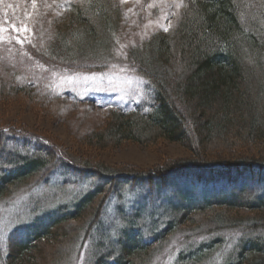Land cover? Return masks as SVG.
Instances as JSON below:
<instances>
[{
    "label": "trees",
    "instance_id": "1",
    "mask_svg": "<svg viewBox=\"0 0 264 264\" xmlns=\"http://www.w3.org/2000/svg\"><path fill=\"white\" fill-rule=\"evenodd\" d=\"M122 23L117 0H73L53 22L38 61L67 73L103 69ZM127 60L152 87V105L110 110L87 144L101 149L168 141L190 154L151 171L115 172L78 161L45 136L0 125V197L45 180L57 164L98 179L71 208L34 220L24 237H12L6 264H37L36 251L57 239L69 254L78 236L83 233L82 244L95 228L117 185L155 186L157 192L169 186L176 201L167 203L162 228L149 231L153 239L124 220L116 250H103L91 264H149L176 230L187 235L198 229L211 240L206 247L192 245L179 264L203 262L228 229L241 241L226 264H264V0H182L173 26L132 46ZM15 84L11 90L20 98H34L28 84ZM181 179L184 187L176 186Z\"/></svg>",
    "mask_w": 264,
    "mask_h": 264
},
{
    "label": "rangeland",
    "instance_id": "2",
    "mask_svg": "<svg viewBox=\"0 0 264 264\" xmlns=\"http://www.w3.org/2000/svg\"><path fill=\"white\" fill-rule=\"evenodd\" d=\"M72 1L0 0V125L45 136L54 147L67 149L78 161L100 164L115 172L151 171L167 161L186 158L188 150L175 142L161 141L153 147L125 142L100 149L85 141L91 131L103 127L110 110L150 108L153 89L128 63L127 52L152 33L172 27L182 0H117L123 23L109 64L100 70L67 73L42 66L37 54L50 38L53 22L62 18ZM15 83L28 84L34 100L12 92ZM63 167L54 165L45 180L22 187L9 197H0V264L7 263L12 237H24L26 227L34 220L71 208L98 182L97 178H87ZM183 183L181 179L175 185L184 187ZM247 188L258 189L255 185ZM114 191L98 224L82 244V231L69 254L61 246L63 240L46 243L36 251L37 264H91L103 250H116L124 220L142 234L151 235V240L154 234L149 231L162 228L170 214L167 203L176 201L169 186L157 192L155 186L148 189L117 185ZM183 232L176 230L174 236L167 238L149 264H179V255L188 252L192 245L206 247L211 240L201 229L187 235ZM223 234L222 240L212 242L214 251L200 264H226L234 256L241 241L238 231L228 229ZM57 251L62 253L57 255Z\"/></svg>",
    "mask_w": 264,
    "mask_h": 264
},
{
    "label": "snow or ice",
    "instance_id": "3",
    "mask_svg": "<svg viewBox=\"0 0 264 264\" xmlns=\"http://www.w3.org/2000/svg\"><path fill=\"white\" fill-rule=\"evenodd\" d=\"M24 30L26 31L27 29L25 28ZM16 31H20V29H16ZM165 31H167V29H165Z\"/></svg>",
    "mask_w": 264,
    "mask_h": 264
}]
</instances>
